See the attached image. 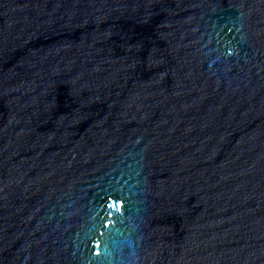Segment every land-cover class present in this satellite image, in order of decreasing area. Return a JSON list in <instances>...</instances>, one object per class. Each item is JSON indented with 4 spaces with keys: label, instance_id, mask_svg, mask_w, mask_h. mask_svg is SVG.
Returning <instances> with one entry per match:
<instances>
[{
    "label": "water",
    "instance_id": "obj_1",
    "mask_svg": "<svg viewBox=\"0 0 264 264\" xmlns=\"http://www.w3.org/2000/svg\"><path fill=\"white\" fill-rule=\"evenodd\" d=\"M0 264H264V0H0Z\"/></svg>",
    "mask_w": 264,
    "mask_h": 264
}]
</instances>
